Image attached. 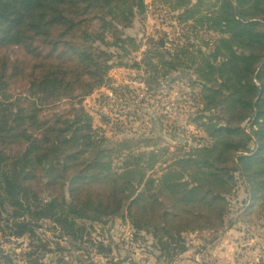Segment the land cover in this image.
<instances>
[{
  "label": "trees",
  "instance_id": "1",
  "mask_svg": "<svg viewBox=\"0 0 264 264\" xmlns=\"http://www.w3.org/2000/svg\"><path fill=\"white\" fill-rule=\"evenodd\" d=\"M159 2L187 29L168 52L158 50L162 42L147 50L157 64L145 62V83L191 71L200 86L194 121L205 143L179 154L135 155L137 144L107 139L83 107L57 106L105 83L111 54L99 45H110V35L125 52L133 40L124 32L144 0H0V264H45L49 244L69 255L82 249L77 243L110 251L83 238L94 222L115 218L146 231L173 261L187 249L185 233L215 236L231 225L241 186L242 224L264 227V0ZM194 26L214 35L199 40L202 48L193 49ZM7 48L17 56L7 57ZM118 156L124 161L113 167ZM42 222L58 229L53 241L38 234ZM23 236L25 250L4 248Z\"/></svg>",
  "mask_w": 264,
  "mask_h": 264
},
{
  "label": "rangeland",
  "instance_id": "2",
  "mask_svg": "<svg viewBox=\"0 0 264 264\" xmlns=\"http://www.w3.org/2000/svg\"><path fill=\"white\" fill-rule=\"evenodd\" d=\"M144 1V12L137 14L132 27L124 32L123 37L133 40L125 44V52L111 44L113 39L110 35L106 37L110 45H99L111 54L108 61L111 67L107 70L105 83L72 103L62 101L57 106L62 110H68L71 104L83 107L91 117L93 128L107 139L115 142L130 140V146L137 144V147H132L135 155L166 148L171 154L188 152L189 148L205 143L202 140L204 132L194 121L200 92L196 76L191 71H177L167 75L157 87H149L145 83L150 76L145 62L150 60L151 65L157 64L156 58L146 55L147 50H152L155 42H162L158 44L161 52H168L172 42L182 44V34L187 27L179 24L175 15L159 0ZM206 1L210 3L213 0ZM198 27L194 26V31L189 32L191 36L198 37L193 42V49L202 48L199 40L214 36ZM4 53L9 58L17 56L14 49L7 48ZM240 128L248 131L249 124L243 122ZM124 150L123 155L127 157L131 150L127 143ZM121 156L114 158L113 167L121 166L125 158ZM146 161L145 156L143 162ZM242 189L241 186L237 197L232 199L227 217L231 225L215 236L208 231L185 233L187 249L174 254L171 257L173 261L161 256L146 231H136L128 219L119 218L106 223L94 222L88 230L90 236L83 238H91L93 243L99 239L110 251L100 253L96 243L93 249H90V243H77L75 246L81 245L82 249L70 248L69 255L65 251H55L54 245L49 244L52 251L43 252L41 257L45 264H264V227L242 224L240 215L246 202ZM38 234L43 241H53L59 231L52 223L42 222ZM10 240L15 243L9 244ZM9 241H5L4 248L13 247L16 253H20L28 247L29 239L23 236L17 240L9 238ZM18 264H23V261Z\"/></svg>",
  "mask_w": 264,
  "mask_h": 264
}]
</instances>
